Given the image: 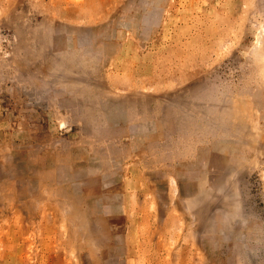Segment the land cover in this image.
I'll return each instance as SVG.
<instances>
[{
    "label": "rangeland",
    "instance_id": "374dc122",
    "mask_svg": "<svg viewBox=\"0 0 264 264\" xmlns=\"http://www.w3.org/2000/svg\"><path fill=\"white\" fill-rule=\"evenodd\" d=\"M0 264H264V0H0Z\"/></svg>",
    "mask_w": 264,
    "mask_h": 264
}]
</instances>
